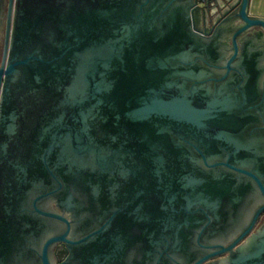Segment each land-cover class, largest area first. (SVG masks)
<instances>
[{"label":"water","instance_id":"obj_1","mask_svg":"<svg viewBox=\"0 0 264 264\" xmlns=\"http://www.w3.org/2000/svg\"><path fill=\"white\" fill-rule=\"evenodd\" d=\"M209 1L0 0V264H264V17Z\"/></svg>","mask_w":264,"mask_h":264},{"label":"flooded vegetation","instance_id":"obj_2","mask_svg":"<svg viewBox=\"0 0 264 264\" xmlns=\"http://www.w3.org/2000/svg\"><path fill=\"white\" fill-rule=\"evenodd\" d=\"M215 0H210L208 8L206 9L207 13V24L203 26L204 29H210L215 21L223 18L221 10L216 8ZM1 44V42H0ZM0 60H1V46H0ZM264 221V214L260 217L259 222Z\"/></svg>","mask_w":264,"mask_h":264},{"label":"crops","instance_id":"obj_3","mask_svg":"<svg viewBox=\"0 0 264 264\" xmlns=\"http://www.w3.org/2000/svg\"><path fill=\"white\" fill-rule=\"evenodd\" d=\"M250 14L264 17V0H251Z\"/></svg>","mask_w":264,"mask_h":264}]
</instances>
